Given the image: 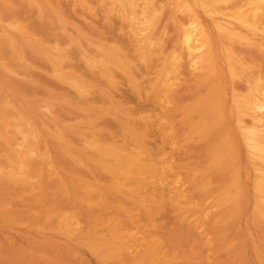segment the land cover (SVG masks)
<instances>
[{"label": "bare ground", "instance_id": "6f19581e", "mask_svg": "<svg viewBox=\"0 0 264 264\" xmlns=\"http://www.w3.org/2000/svg\"><path fill=\"white\" fill-rule=\"evenodd\" d=\"M53 1L0 0V264H264V0Z\"/></svg>", "mask_w": 264, "mask_h": 264}, {"label": "rangeland", "instance_id": "374dc122", "mask_svg": "<svg viewBox=\"0 0 264 264\" xmlns=\"http://www.w3.org/2000/svg\"><path fill=\"white\" fill-rule=\"evenodd\" d=\"M51 1H53V0H51ZM54 3L55 2H58V3H60V2H62V4H64V5H66V4H68V2H72V1H68V0H64V3H63V0H56V1H53ZM61 4V3H60ZM188 84H191L190 82H187ZM181 87H180V90L178 91V90H176L175 92V97L173 96L172 98H173V100L171 99V101H173L174 103H172L171 105H176L175 106V109H174V107L173 108H171V110H170V112H172V113H170V112H168L167 113V115L169 116H171V117H173L172 119H173V121L171 120V122H170V126L172 125L175 129V134H172L173 133V131H172V133H171V135H174V136H176L175 137V139H176V141H175V139H174V136H173V140H174V142H175V146H174V148H176V150H178V152H176V153H173L174 155H176L175 157L178 159L177 161L178 162H176V164L177 165H179L180 167H182V169H185L186 167H192V168H194L193 166H197V167H200V165H201V163H202V156H200V154H201V151H199V150H201V149H197V147L199 148V143H200V141L198 140V142H197V139H196V141H195V139L194 138H191L190 140L189 139H185L184 138V134H185V127H184V125L183 124H181V120H178V119H180V118H178L181 114H179V112H180V110H181V106H180V108H179V106L178 105H182V107L186 104H184L183 103V98H184V100H186L187 99V103H189V102H192L195 98H196V96H197V94H198V91H199V89H193L192 90V92L189 90L190 88V86L188 87L189 89H184L183 90V88L184 87H182V86H184V85H180ZM193 87H191V89H192ZM124 90V89H123ZM185 90H187V91H185ZM189 90V91H188ZM196 90V91H195ZM193 91H195V92H193ZM128 92H126V91H123V96L124 97H127V98H129L127 95H129V94H127ZM197 93V94H196ZM177 94V95H176ZM193 94L194 95H196L195 96V98L193 99L192 98V96H193ZM126 95V96H125ZM177 96V97H176ZM178 96H180L179 98H178ZM187 96V97H186ZM176 98V99H175ZM180 99V100H178V99ZM192 100H190V99ZM176 100V101H175ZM181 100H182V103L184 104H181ZM176 102H177V104H176ZM186 102V101H185ZM134 104V106H136V103H132V105ZM146 105V103H144V106ZM170 105V104H169ZM138 106V105H137ZM178 106V108L180 109L179 111L177 110L176 111V107ZM177 108V109H178ZM173 109L175 110V112L173 111ZM145 112H147V110H144ZM177 114H179V115H177ZM176 116V117H175ZM175 118V119H174ZM178 118V119H177ZM169 120V121H170ZM177 120V121H176ZM180 123H179V122ZM176 122H178V123H176ZM172 123V124H171ZM173 123H175L174 125H173ZM177 124V125H176ZM171 126V127H172ZM173 127H172V129H173ZM181 128H182V130H181ZM185 130V131H184ZM177 131H178V133H177ZM180 131V132H179ZM184 131V132H183ZM180 133V134H179ZM181 137V138H179V137ZM181 139V140H180ZM151 140H152V142L154 143V141H155V143L157 142V143H159L158 142V140H159V138L157 137L156 138V136H153V137H151ZM194 140V141H193ZM198 143V144H197ZM177 144V145H176ZM194 145H196L195 147H194ZM194 147V148H193ZM190 148V151H188V149ZM191 148H193V149H191ZM195 149V150H194ZM184 150V151H183ZM183 151V152H182ZM196 151H197V153H196ZM200 153H199V152ZM168 152H170V150L168 151ZM181 152V153H180ZM189 152V153H188ZM188 153V154H187ZM196 155H195V154ZM199 155V156H198ZM186 156H188L187 158H186ZM196 157V158H195ZM201 157V158H200ZM183 159H185V163H184V160ZM189 161H191V162H189ZM196 163H195V162ZM190 164V165H189ZM194 164V165H193ZM183 176V178H184V180H182L183 182H185V188H190V187H192V185H191V178L189 177V176H185V175H182ZM182 176H181V178H182ZM185 176V177H184ZM189 178V179H188ZM188 179V180H187ZM187 181V182H186ZM186 183H187V185H186ZM190 190V189H189ZM189 190H187V192L189 191ZM211 221V223H208V222H210ZM212 221L213 220H211L210 218L209 219H207V223H206V225H205V227H204V229H205V233L207 234V238L208 239H211L210 241H211V243L217 248V250L215 249V247H214V255H213V258L214 259H216V258H218L217 259V261H214L215 263H225L226 261H227V256L225 255V254H227L226 253V251L225 250H223V249H221L220 247H217L218 245H217V243L219 242V240H220V238H218V235H217V231L216 230H212V229H215L214 228V225H213V223H212ZM210 225V226H209ZM209 226V227H208ZM213 226V227H212ZM212 231V232H211ZM215 232V233H214ZM211 233H213V235H211ZM210 235V237H208ZM217 235V236H216ZM216 241V242H215ZM219 248V249H218ZM226 256V257H225ZM85 258L87 259L88 258V256H86L85 255Z\"/></svg>", "mask_w": 264, "mask_h": 264}]
</instances>
